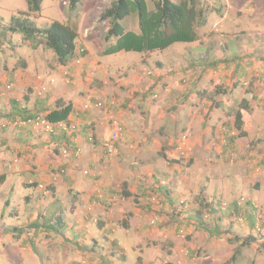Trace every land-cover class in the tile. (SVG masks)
<instances>
[{
    "label": "rangeland",
    "instance_id": "1",
    "mask_svg": "<svg viewBox=\"0 0 264 264\" xmlns=\"http://www.w3.org/2000/svg\"><path fill=\"white\" fill-rule=\"evenodd\" d=\"M111 1L113 0H79L71 10L68 0H42L39 12H28L26 0H0V128L9 122L5 114L11 99L19 98V102L32 106L36 98L43 100L61 80L67 78L70 81V69L73 68L69 65L61 68L58 75L62 79L56 76V84L53 80L46 82L47 77L41 75L40 69L35 74L38 78L30 86L22 84L17 87L13 80L10 83V72L13 74L15 70H20L24 73L27 69L26 67L23 70L19 65L24 60L27 64L33 60L43 61V66L51 65L54 60L52 53L41 44L31 49L26 42V46L21 42L19 35L4 32L10 18L17 13H26L36 27L41 29L48 27L53 21L75 25L76 59L81 61L82 71L78 76L79 84L70 82L67 88L75 96H84L91 92L97 80L102 85L104 80L105 85H108L106 92L117 90L118 94L115 93L114 98L112 96L111 99L101 101L94 100L92 96L87 98L92 107L103 109L109 106L114 111L115 107L124 111L131 110L132 118L138 122L145 116L143 102L149 103L154 131L160 133V140L165 136L175 140V156L165 160L164 164L177 165L183 178L189 175L193 166L188 155V145L192 140L201 138L204 147L213 149L218 134L222 139L225 136L234 140L244 138L245 135H239L234 125L231 126V121L246 91L253 94V98L248 101L249 128L264 123V0H172L175 3L188 2L196 11H203L205 24L195 28L196 41L177 43L160 52H123L104 56L102 53L106 44L103 41V32L106 23L100 21L99 17ZM145 1L150 9L153 8L154 0ZM122 25L127 31L138 30L134 14L127 17ZM82 53H85L83 57ZM227 60L245 63L243 67L246 73L237 76V82H232L231 78L233 64L230 68H223ZM102 63L107 65L105 71L102 70ZM140 65L145 68L140 74L145 73L142 78L147 80L142 82L137 92L142 98L139 96L128 100L131 102L130 108L127 103H122L123 98L127 97L126 91L132 85H126L123 81L137 73L136 68H141ZM30 70L33 75V68ZM220 86L232 90L231 101L219 108H213L211 96L215 88ZM97 103L102 105L97 107ZM137 103V108H132ZM179 108L192 111L195 118L186 121L185 114L175 112ZM137 112L138 115L135 116ZM160 115L163 116L159 117ZM116 124L122 129V138L118 141L124 140L123 123L112 119V130ZM167 125L169 134L167 130L162 131ZM209 127L212 130L202 134ZM217 129L218 132H214ZM54 131L49 134L44 129H32L33 144L30 145L36 146L40 143L42 151L48 150L52 154L57 151L60 156L61 148L56 149L50 143L47 148L44 147L51 136L60 135L57 129ZM13 132L12 127L6 124V131L4 134L0 132V137ZM116 142L114 146L117 148ZM126 144L128 151L135 149L132 141H127ZM14 145V142H10L6 148H0V176L5 178L0 181V264H224L227 261H230L227 264H264V248L257 244L241 247L233 238L234 235L240 239L251 236L258 243L264 244V198L261 201L256 198L247 202L244 201L247 195L234 191L229 200L234 202L232 205L235 210H230V205L223 200L214 205L217 209L209 210V204L202 199V182L196 185L198 177L189 179L192 191L183 189L182 180L173 187L172 182L164 177L156 178V181L152 180L149 184L143 178L153 193H149L147 201L135 200L136 203H132L131 208L128 207L130 210L119 205V209L112 211L115 214L109 212L104 215L102 212H93V209H89L91 206H86L84 211L75 213L70 207L66 209L59 204L62 186H72L74 182L67 181L68 177H64L65 174L55 164L47 168V153H43L42 158H32V153L15 157L12 154ZM102 149L110 159L115 160L119 156V152L116 156H111L103 147ZM201 151L200 159L208 160L207 163L204 162L206 167L202 169V174L209 170L210 176L215 177L214 174L218 171L215 170L214 173L211 168V163L216 162L215 153L203 149ZM240 160L228 155L222 157L220 164L215 167H220L222 173L231 174L234 168L244 173L248 164L246 161L242 164ZM130 164L133 170L139 165L136 159L131 160ZM27 167L30 173L25 171ZM253 168L261 176L262 167L254 164ZM38 171L40 174L35 177ZM161 188H167L168 191L175 188L174 192L180 197H175L174 203L166 205L162 198L159 199ZM259 196L264 197V192L259 193L257 197ZM242 205L250 208L248 214L240 210ZM137 207H140L139 211L133 209ZM108 210L110 207L106 211ZM226 210L227 213H223ZM217 217L222 219L218 224L215 223ZM76 218L81 222L82 219L86 221V225L87 222L90 223L92 232H98L106 223L114 231L105 241L94 235L78 238L73 234ZM209 219H213L214 223H208ZM34 224L38 225L36 229L31 228ZM11 228L17 231L5 233L3 230ZM85 233L89 234L87 231ZM124 233L129 238L125 239L122 236ZM209 235L216 237L209 239Z\"/></svg>",
    "mask_w": 264,
    "mask_h": 264
},
{
    "label": "crops",
    "instance_id": "2",
    "mask_svg": "<svg viewBox=\"0 0 264 264\" xmlns=\"http://www.w3.org/2000/svg\"><path fill=\"white\" fill-rule=\"evenodd\" d=\"M51 57L54 59L52 54ZM42 63L43 61L33 60L27 64V61L24 60L22 65L24 68L27 67V69L24 70L23 68L24 73H21L20 70H15L14 74H12L13 78L10 80H13V83H15L17 87L22 84H27L30 86V83L34 81L35 78H38V75L36 76L35 74L39 69L41 75L47 77L46 82L53 80L54 84H56V79H58L56 76L62 79L58 73L60 69L64 67L57 65L54 60L51 65L43 66ZM80 63L81 61L78 63L69 62L67 66H73V68L70 69V81L69 79L65 78L64 80H61L62 83L58 82L56 87L53 84L54 87H52L51 92L48 93L47 96H45V98L41 101L36 98V101L34 104H32V106L19 102V98L11 99L10 104H8V111L5 114V118L9 120V122L6 124L12 127L14 132L7 136L0 137V148H6L10 142H14L15 145L13 146L12 154L15 157L17 155L21 156V154L24 153H32V158L34 156H38L39 158L41 156L42 158V154L47 153V160L49 162L47 168L50 165L53 166L55 164L57 167H59L61 173L63 175L65 174L64 177H68L66 179L67 181L72 180L74 182V185L68 187L62 186V189L60 190L61 196L59 197V204H61L62 207L66 209H69L68 207H70L71 211L80 213L81 211H84L86 206H91L89 209H93V212H102L104 215H107L109 212H111V214H115L116 212L112 213V211L119 209V205L123 206L125 209H129L128 207L131 208L130 205L132 203H136L135 200L138 202L148 200L149 193L153 190L149 189V186H147V184L143 181V178L148 180L149 184L152 183V180L156 181V178L163 177L170 180L173 187L174 185L176 186L179 180H182L184 183L183 189L188 191L193 189L191 180L189 179L198 177L196 180H199L200 182H196V185H199V183L202 182L200 188V190H202V199L206 200L209 204V210L217 209L214 207V205H218L217 203L222 200L227 202L228 206L230 205V210H235L236 208H233L234 202L229 200L230 194L234 191H239L243 195H247L245 196L246 200H244L247 202L250 199L257 198L259 201H261V198H264L263 196L257 197L259 193L264 192V123L257 126H252L250 128V123L243 125L242 130L245 133V136L244 138H240L238 140H234L228 136H225V139H222L220 134H218L215 137L216 146L213 149H207L204 147L200 141L201 138L192 140L188 145L190 147L188 148V155L190 158L189 161L193 163V166L189 171V175H185L183 178L181 171H179L176 167L177 165L167 164L166 166V164H164L165 160L174 158L175 156V140L166 136L160 140V133L154 131V121L152 118V110L149 108V103L143 102L142 109L145 108L143 110L145 116L141 122H138L137 119L132 118L133 112L131 110L124 111L122 108L115 107L116 110L114 111L112 108H109V106H106L103 109H95L92 107V104L88 100L91 96L94 98V100L101 101L104 99H111L112 96L114 98V94L118 92L115 90L111 91V93H107L106 88L108 85H105L106 82L104 80H102L104 85H102L100 81L97 80L91 92L86 93L84 96L78 97L77 95H73V91L67 87L70 82H74L76 85L79 84L78 76L82 71ZM106 66L107 65L105 63L101 64L103 71L106 70ZM30 68H33V75H31L32 70H30ZM136 69L138 71L137 73L135 72L131 74L129 78L124 79L123 81L126 85L129 83L132 85L131 89L126 91L128 92L127 97L123 98L124 103L122 104L127 103V106H130L131 104V102L128 101L129 99H134L136 97L139 98V96H141L137 95V92L140 90L142 82H146L145 80H147V78H142L145 73L140 74L141 71H145V68H142L141 66V68ZM97 70L100 71V69ZM9 78L10 77L8 75V80ZM136 79H138V81H136ZM234 81L237 82L238 80L235 79ZM89 93H92V95H89ZM59 99L72 104L73 112L64 124L74 126V129H70L68 131L57 129L59 132L58 134L60 135H58V137L51 136L44 147L47 148L48 144L50 143L49 145H54L52 147L56 149L61 148V151L66 149L69 153L66 156H63L62 153L59 156L58 153H56L57 151L53 152V154L48 150L44 152L41 150L40 143H37L36 146H31L30 144H33L31 142L32 127L26 121L20 120L17 117L12 119L11 117V113L14 109V106L16 105L26 108L31 112H36L41 108L42 110L46 107L52 108L55 105V102ZM138 105L139 103H137L136 106L132 108H137ZM87 111L89 112L87 113ZM178 111H180L179 113L186 115V117H184L186 121L188 119L195 118V114L192 111H187L186 108L176 110L175 112ZM45 113V111H39L38 117H44ZM137 115L138 112L135 114V116ZM162 116L163 115H160L159 117ZM112 119L123 123V136L125 134V139L123 137L124 140L116 142L119 156L115 160L110 159V157H108L102 149L103 139L107 138L111 134L110 132L112 130V126L110 125V121ZM6 124L2 125L0 128V132L3 134L6 131ZM233 125L234 118L233 121H231V126ZM168 127L169 125H167V128H163L162 131L167 130L169 134ZM219 129L215 130L214 132L217 133ZM211 130V127L205 128L202 134H207ZM127 141H132L134 143L135 149L133 151H128L129 147H127ZM199 147H201V149H199ZM202 149L203 151L215 153V156L217 157L215 158L216 162L211 163V168L214 169V173L215 170L218 171L217 174H214L215 177L210 176L209 170L206 171V174H202V169L206 167V163L208 161L207 159H200ZM228 155L232 157L235 156L238 159L240 158V163L242 164L244 161H246L248 164L246 166L247 170L245 169L246 172L240 173L238 169L234 168L233 173L228 174L222 173V170H219L221 169L220 167H215V165L220 164V159H222V157H228ZM135 159L139 165L136 167L137 169L133 170V167H130L132 166L130 161ZM254 164L262 167V171H260L261 176H258V171H256L257 169L253 168ZM27 169L28 167L25 169V171ZM85 171L87 172L86 175L88 176L84 174ZM39 174L40 172L38 171V173L34 176L37 177ZM84 175L85 177H83ZM142 175L144 177H142ZM250 176H253V178L250 179ZM0 177H3V180L5 179L4 176ZM256 186H258V188ZM213 187L215 188L212 189V192L211 188ZM174 189L175 188H173V191H168L167 188L159 189V199L162 198L166 205L174 203L175 197H180L179 194L174 192ZM108 207H110V210L106 211ZM133 209L135 211H139L140 207ZM240 210H243L247 213L250 208H248L246 205H242ZM227 211L228 210L223 211V213H227ZM209 220V222L207 220H205V222L211 224L214 223L213 219ZM215 220V223L218 224V222L222 219H218L217 217ZM75 222L76 227L73 234H75L74 236H78V238H82L83 236L92 237L94 235L105 241L108 236L112 235V231H114V229L109 228L110 224L107 226V223L101 226V228L98 229V232H92L90 229V223L87 222L86 225V221L82 219L81 222L77 220V218ZM190 222L194 223L192 220H190ZM83 224L85 225L83 226ZM37 226V224H34L31 228L36 229ZM85 226L88 227L87 230L85 229ZM86 231L89 232V234H86ZM81 232H83V234H81ZM122 236L125 239L129 238L126 233H124ZM210 236L211 235H209V239L216 237L214 235L211 237Z\"/></svg>",
    "mask_w": 264,
    "mask_h": 264
},
{
    "label": "trees",
    "instance_id": "3",
    "mask_svg": "<svg viewBox=\"0 0 264 264\" xmlns=\"http://www.w3.org/2000/svg\"><path fill=\"white\" fill-rule=\"evenodd\" d=\"M41 1L26 0L28 12H39ZM78 2L79 0H68L69 9L73 10ZM133 14L137 20L138 30L136 32L127 31L122 25V22ZM99 20L106 23L103 32V41L106 44L102 53L104 56L123 52L140 54L160 52L177 43H192L197 40L195 28L202 27L205 24L202 10L196 11L188 2L175 3L172 0H154L151 9L145 0H113L100 14ZM4 32L19 35L21 42L24 44L26 42L31 49H35L38 44H41L45 50L52 53L55 63L61 67L67 68L69 62L75 63L78 61L76 59L77 28L75 25L53 21L48 27L41 29L36 27L26 13H17L10 18ZM84 55L85 53L81 54L82 57ZM22 63H19V65L23 67ZM225 63L223 68L232 66L231 78L233 81L237 76L246 73V69L243 67L245 63H242V61L227 60ZM9 77L10 79L13 78L12 73ZM231 94V89L221 86L216 87L211 96V106L219 108L223 104L230 103ZM250 98H253V94L246 91L234 115V127L239 135L243 136L245 133H242V125L247 124L250 119L248 104ZM39 111L46 112L43 118L48 123L58 124L67 121L73 112V108L70 102H65L62 99L57 100L52 108L46 107L43 110L41 108L36 112H31L16 105L11 117L12 119L17 117L27 122L37 118ZM1 180H3V177H0ZM51 228L53 229V227ZM3 230L4 232L17 231L15 228ZM48 230H50L49 227ZM53 230L58 232L57 229ZM233 238L239 242L241 247L257 244L258 247L264 248L263 243H258L251 236L240 239L239 236L234 235ZM231 259H234V255ZM227 263H230V261L224 264Z\"/></svg>",
    "mask_w": 264,
    "mask_h": 264
},
{
    "label": "built area",
    "instance_id": "4",
    "mask_svg": "<svg viewBox=\"0 0 264 264\" xmlns=\"http://www.w3.org/2000/svg\"><path fill=\"white\" fill-rule=\"evenodd\" d=\"M102 103H97V107H100ZM27 123L32 127V129H44L45 131H48L49 134H53L55 129H61V130H70L74 129V126H67L64 123H58V124H50L48 123L43 117H37L34 120L27 121ZM121 128L118 124L115 125L114 130H112L109 137L103 139L102 141V147L107 152V154L111 156H116L118 154L117 148L114 146V143L122 138V132ZM91 138V137H90ZM184 138V137H183ZM63 156L68 155V151L64 149L62 151ZM86 174V172H84Z\"/></svg>",
    "mask_w": 264,
    "mask_h": 264
}]
</instances>
